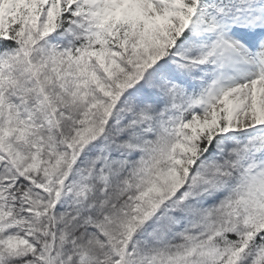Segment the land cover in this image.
Here are the masks:
<instances>
[{
  "label": "snow or ice",
  "instance_id": "obj_1",
  "mask_svg": "<svg viewBox=\"0 0 264 264\" xmlns=\"http://www.w3.org/2000/svg\"><path fill=\"white\" fill-rule=\"evenodd\" d=\"M0 264H264V0H0Z\"/></svg>",
  "mask_w": 264,
  "mask_h": 264
}]
</instances>
